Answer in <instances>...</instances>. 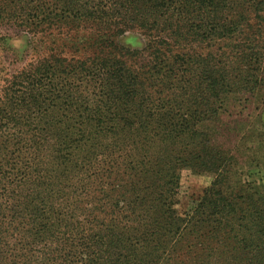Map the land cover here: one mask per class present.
<instances>
[{"label": "trees", "instance_id": "16d2710c", "mask_svg": "<svg viewBox=\"0 0 264 264\" xmlns=\"http://www.w3.org/2000/svg\"><path fill=\"white\" fill-rule=\"evenodd\" d=\"M48 1L0 0V24L41 35L24 64L0 37V264H264V212L237 220L252 245L230 218L264 196L219 188L235 157L201 130L264 91V0ZM129 29L140 61L114 41ZM183 168L218 175L185 215Z\"/></svg>", "mask_w": 264, "mask_h": 264}, {"label": "rangeland", "instance_id": "374dc122", "mask_svg": "<svg viewBox=\"0 0 264 264\" xmlns=\"http://www.w3.org/2000/svg\"><path fill=\"white\" fill-rule=\"evenodd\" d=\"M56 0H49L50 6L55 4ZM58 23L54 27H58ZM89 32L93 28L98 29V25L91 22ZM102 30L103 27L100 26ZM113 32V31H112ZM0 37H7L4 47L9 45L20 53L22 63L33 59L31 55H27L32 51V47L41 44V35L32 37L28 34L27 28L23 26H12L9 24H0ZM43 38V36H42ZM114 41L124 46L136 59L140 61L142 51L147 44V37L139 29H129L121 35H115ZM32 45V47H31ZM221 46L219 41H214L211 44H193L191 51H213ZM24 51V52H22ZM28 51V52H27ZM32 53V52H31ZM130 62L131 55L126 54ZM3 60L12 62V56L5 57ZM139 61L137 64H139ZM17 64V65H16ZM20 63L11 65L17 68ZM138 66V65H136ZM219 114L210 119L205 120L201 125V130L209 134L215 146H220L222 149L232 151L235 160L232 172L226 177L228 184L234 193L242 192L244 195L250 190L245 186V182L258 189L259 194L264 196V91L258 89L251 94L230 95L224 100V105ZM237 164V165H236ZM218 175L213 172L197 173L190 168H183L181 170L180 178V202L178 209L180 214L185 215L190 212L205 195L206 190L211 189L212 183L217 180ZM255 196V201L236 199L235 211L232 214L231 224L233 223L234 233H238L247 238L248 244L252 245L258 241L256 233L252 232V223L248 220L237 221L243 214L254 213L255 210H262L264 212V201H260ZM264 222V214L261 218ZM242 222V223H241ZM232 224V225H233ZM244 228H240V225ZM202 227L203 230L208 228ZM207 248H200L201 253L205 252ZM218 251L222 254H231L235 252H242L240 250H233L228 246L219 244ZM250 250H246L248 254Z\"/></svg>", "mask_w": 264, "mask_h": 264}]
</instances>
